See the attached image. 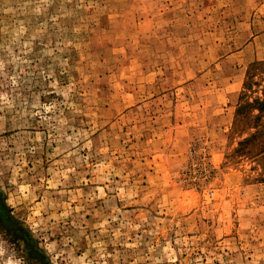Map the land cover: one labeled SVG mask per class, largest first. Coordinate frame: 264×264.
<instances>
[{
	"label": "rangeland",
	"instance_id": "1",
	"mask_svg": "<svg viewBox=\"0 0 264 264\" xmlns=\"http://www.w3.org/2000/svg\"><path fill=\"white\" fill-rule=\"evenodd\" d=\"M262 61L264 0H0V264H264Z\"/></svg>",
	"mask_w": 264,
	"mask_h": 264
},
{
	"label": "trees",
	"instance_id": "2",
	"mask_svg": "<svg viewBox=\"0 0 264 264\" xmlns=\"http://www.w3.org/2000/svg\"><path fill=\"white\" fill-rule=\"evenodd\" d=\"M262 74H264V61L258 62L252 66L249 74V79L246 82V88L252 89L255 84H258L259 81L256 80V77ZM245 97H247V94L244 95V98ZM238 113L249 122H247L248 128H261L263 126L262 124L264 117V97H257L253 101H249L248 99H246L240 105ZM261 133L262 132L253 134L251 137L245 139L241 143V147L238 151H241V149L246 148L251 143H255L258 138L257 136ZM245 151L251 153L250 151H247V149L242 152ZM261 152H264V150H262Z\"/></svg>",
	"mask_w": 264,
	"mask_h": 264
},
{
	"label": "water",
	"instance_id": "3",
	"mask_svg": "<svg viewBox=\"0 0 264 264\" xmlns=\"http://www.w3.org/2000/svg\"><path fill=\"white\" fill-rule=\"evenodd\" d=\"M3 211H4V210H3V206L0 204V221H1V223H2L4 226H6L7 228H9V229H13V230H15L16 233H17L19 236L23 237V236H24V235H23V232H24L23 229H21V228L17 225V223H16L15 221L12 220V218H11L10 216H8V215H6V216L2 215V212H3ZM29 248L31 249V254H32L33 256L41 258V256L39 255V253L36 251V249H35L34 247L29 246Z\"/></svg>",
	"mask_w": 264,
	"mask_h": 264
}]
</instances>
